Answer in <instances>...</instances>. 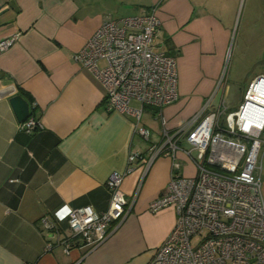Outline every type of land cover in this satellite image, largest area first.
<instances>
[{
  "label": "crops",
  "instance_id": "0c3cea01",
  "mask_svg": "<svg viewBox=\"0 0 264 264\" xmlns=\"http://www.w3.org/2000/svg\"><path fill=\"white\" fill-rule=\"evenodd\" d=\"M237 4L238 0H0V39L19 33L15 44L0 53V264H145L150 259L177 217L172 207L148 210L170 180L171 160L165 156L147 169L139 160L124 176L121 188L128 211L111 224L101 243L91 248L79 237L71 238L69 253L58 243L70 236L71 209H108L106 181L112 172L126 170L130 151L148 155L149 144L138 134V126L149 130L151 142L160 140L162 126L153 108L144 124L141 118L136 124L128 115L108 112L103 86L73 55L105 19L139 15L155 6L160 26L154 49L177 61V98L162 108L173 132L190 118L199 116L198 121L207 102L208 108L223 102L227 110H236L249 84L264 75L262 69L247 72L246 78L251 77L241 99L240 77L230 81L226 75L219 83ZM17 94L29 103L28 117L42 127L32 132L19 129L10 103ZM176 160L183 175L195 174L182 151L176 152ZM262 160L264 153L261 167ZM43 218L51 229L44 228ZM48 242L53 244L49 249Z\"/></svg>",
  "mask_w": 264,
  "mask_h": 264
},
{
  "label": "built area",
  "instance_id": "2783aa9c",
  "mask_svg": "<svg viewBox=\"0 0 264 264\" xmlns=\"http://www.w3.org/2000/svg\"><path fill=\"white\" fill-rule=\"evenodd\" d=\"M155 9L152 6L139 15L105 19L73 55L74 61L90 70L103 86L108 112L128 115L137 124L148 106L161 118L162 126L157 142L150 141L147 128L138 126V134L149 144L148 155L130 151L126 170L112 172L106 181L108 209L97 212L90 205L71 209L70 236L58 243L65 253L71 250V238L79 237L91 248L101 243L111 224L123 219L128 211L121 188L124 176L139 160L147 169L156 158L165 156L171 160L170 180L149 203L148 210L158 212L172 207L177 217L145 264H264V192L260 175L264 104L252 95L264 77L249 84L236 110H227L223 102L208 108L207 102L198 121L199 116H195L170 131L162 108L177 98V61L174 55L154 49L160 26ZM18 35L0 39V53L14 45ZM229 55L228 50L219 83L225 79ZM18 127L32 132L42 125L27 117ZM177 151L193 163V176L180 172ZM41 221L44 228H52L46 218ZM52 245L48 242L46 248Z\"/></svg>",
  "mask_w": 264,
  "mask_h": 264
},
{
  "label": "rangeland",
  "instance_id": "374dc122",
  "mask_svg": "<svg viewBox=\"0 0 264 264\" xmlns=\"http://www.w3.org/2000/svg\"><path fill=\"white\" fill-rule=\"evenodd\" d=\"M232 29L234 33L226 75L230 81L240 77L237 87L240 88L238 94L240 93L241 99V90L247 87L251 77L250 75L246 78L247 72L253 70L259 72V69L264 72V0H238ZM100 63L102 64V62ZM131 104H135L134 101ZM150 108L145 107L141 124L149 123L148 112L151 110ZM260 175L261 189L264 192V160H262Z\"/></svg>",
  "mask_w": 264,
  "mask_h": 264
},
{
  "label": "water",
  "instance_id": "95a60500",
  "mask_svg": "<svg viewBox=\"0 0 264 264\" xmlns=\"http://www.w3.org/2000/svg\"><path fill=\"white\" fill-rule=\"evenodd\" d=\"M264 75L259 76V78ZM10 103L19 121H23L29 116V103L19 94L10 98Z\"/></svg>",
  "mask_w": 264,
  "mask_h": 264
},
{
  "label": "bare ground",
  "instance_id": "6f19581e",
  "mask_svg": "<svg viewBox=\"0 0 264 264\" xmlns=\"http://www.w3.org/2000/svg\"><path fill=\"white\" fill-rule=\"evenodd\" d=\"M252 95L260 102L261 105L264 104V81L260 82L257 85Z\"/></svg>",
  "mask_w": 264,
  "mask_h": 264
}]
</instances>
